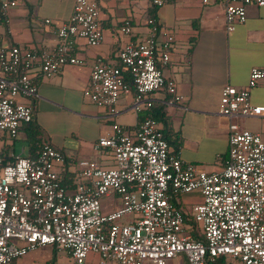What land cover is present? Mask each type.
<instances>
[{"label":"built area","instance_id":"2783aa9c","mask_svg":"<svg viewBox=\"0 0 264 264\" xmlns=\"http://www.w3.org/2000/svg\"><path fill=\"white\" fill-rule=\"evenodd\" d=\"M68 19L55 30L57 46L34 51L4 47L0 39V135L15 138L17 128L31 120V109L16 97H35L30 72L50 78L65 65H78L74 41L89 47L101 39L98 8L93 0H69ZM223 3L224 31L245 21L247 6L264 7V0H218ZM167 0H151L155 7ZM17 0H0V15L14 8ZM48 23V20L44 21ZM145 35L127 43L117 53L118 67L97 57L82 96L110 116L117 113L121 95L131 96V109L138 115L151 106L147 96L164 90L172 102L174 82L159 67L167 64L173 36L147 18ZM123 34H130L124 21ZM128 77L130 82L125 81ZM264 71L250 68L244 88L220 90L219 114L264 119V106L252 105L249 93ZM227 156L217 172H204L182 162L168 145L154 119L136 121L133 135L126 126L111 124L110 132L97 138L94 151L106 149L114 166L95 162L77 163V182L72 190L60 184L64 159L50 145H42L32 157L0 156V264H12L35 249L53 246L68 254L69 261L53 264H86L96 254V264H167L177 254L187 264H212L227 257L239 264H264V133L238 130L228 124ZM197 192L200 202L190 207L194 224H200L201 240L181 235L183 215L170 196ZM118 197L119 207L106 214L99 199ZM133 216L126 224L117 221Z\"/></svg>","mask_w":264,"mask_h":264},{"label":"crops","instance_id":"0c3cea01","mask_svg":"<svg viewBox=\"0 0 264 264\" xmlns=\"http://www.w3.org/2000/svg\"><path fill=\"white\" fill-rule=\"evenodd\" d=\"M93 1L98 8L100 43L89 47L83 40L76 39L73 56L80 64L65 65L50 78L38 77V66H34L30 76L35 84V97L18 96L15 100L31 109V124L40 137L33 141L27 139L29 125L21 124L17 133H22L27 155L21 148L19 154H14L13 150L0 151L2 156L32 157L42 145H50L64 159L59 168L60 180L61 173L68 171V165L76 167V171L68 175L72 186L68 190H72L77 182L79 161H93L101 168L114 166L108 150L92 149L98 137L110 132L113 123L126 126L128 135L132 136L138 116L154 119L152 116L156 115L154 120L167 142L169 153H176L182 162L208 173L219 171L226 159L228 124L237 125L238 130L264 133V119L235 115L226 120L219 114L222 87L240 90L246 85L250 68L264 71V7L247 6L245 21L226 33L224 6L218 0H167L159 7L153 6L151 0ZM71 10L69 0H17L16 7L4 17L0 15L2 45L34 51L54 49L57 46L55 30L68 19ZM147 18L155 19L161 31H169L173 36L169 60L159 68L164 78L174 82L175 94L180 99L173 103L172 96L164 90L155 91L147 96L151 106L135 115L131 96L121 95L117 113L110 116L106 109L82 96L91 67L97 57L107 65L118 67L117 53L148 32L144 24ZM124 21L130 24L128 35L121 31ZM249 101L252 105L264 106V78L250 90ZM171 196L180 210L181 195ZM118 207L117 199L113 210ZM27 258L25 255L12 264H26ZM227 264L239 263L229 259Z\"/></svg>","mask_w":264,"mask_h":264},{"label":"rangeland","instance_id":"374dc122","mask_svg":"<svg viewBox=\"0 0 264 264\" xmlns=\"http://www.w3.org/2000/svg\"><path fill=\"white\" fill-rule=\"evenodd\" d=\"M17 6V4H16ZM15 6V7H16ZM13 9V8H12ZM15 140H11L4 136L0 135V151L5 152V149L8 150V153L13 150L14 154H19L20 149L23 148L24 155H27V144L22 140V133L18 132ZM41 142H43L41 140ZM6 145V147H4ZM63 168V167H62ZM76 171V167L74 165H68V172ZM72 173V175H73ZM74 176V175H73ZM73 181V177L71 178ZM68 190L67 192H70ZM118 197L109 196V197H101L99 199L100 210L102 214H106L113 210L115 207V202H117ZM200 199L199 194L190 193V194H182L180 200L182 202V207H180V212L186 215V222L182 225V233L181 235H189L196 231L197 235L202 237L200 231V224H194L190 217V210L188 207L189 204H197ZM200 202V201H199ZM133 216L131 214L123 215L117 222L119 224H126L128 221L132 220ZM27 260L26 264H53L54 262L64 263L69 261V257L66 255V252L56 249L53 246H45L42 248L35 249L31 253L26 255ZM97 255L89 254L86 259V264H96ZM225 260L229 259L225 257ZM17 261V260H15ZM14 261V262H15ZM167 264H187L185 256L182 253H179L173 259L169 260Z\"/></svg>","mask_w":264,"mask_h":264},{"label":"trees","instance_id":"16d2710c","mask_svg":"<svg viewBox=\"0 0 264 264\" xmlns=\"http://www.w3.org/2000/svg\"><path fill=\"white\" fill-rule=\"evenodd\" d=\"M125 81L127 82H130L128 77H124ZM154 119H156V115L155 116H152ZM138 119H141L143 117L141 116H138L137 117ZM28 125H29V131L26 133V137L27 139H32L31 141H33V139L35 140L37 137H40V133L38 132L37 128L31 124V120L28 122ZM30 132V133H29ZM39 139V138H37ZM0 156H2V153H0ZM62 176H61V180H60V184L65 187L66 189L68 188H71L72 186L69 184V180H68V175L70 174L67 170L63 171L62 173ZM170 201L172 203H174V198L171 196L170 197ZM183 223L186 222V215L183 214ZM190 236H192L195 240H201L202 237L200 235H197L196 234V231L189 234ZM212 264H227V261L225 260V258H218V259H215Z\"/></svg>","mask_w":264,"mask_h":264}]
</instances>
